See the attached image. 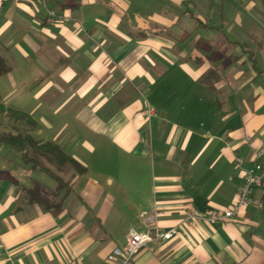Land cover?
I'll list each match as a JSON object with an SVG mask.
<instances>
[{
	"label": "crops",
	"instance_id": "obj_1",
	"mask_svg": "<svg viewBox=\"0 0 264 264\" xmlns=\"http://www.w3.org/2000/svg\"><path fill=\"white\" fill-rule=\"evenodd\" d=\"M0 49L4 112L29 115L37 148L52 143L85 167L49 212L27 190L57 181L10 163L11 145L0 152V264H110L144 228L140 213L159 210L165 229L234 202L264 140V0H0ZM28 77L38 102L9 106V84ZM107 148L118 149L116 175L103 170ZM130 157L136 172L123 173ZM251 196L258 205L183 225L132 264H264V183Z\"/></svg>",
	"mask_w": 264,
	"mask_h": 264
},
{
	"label": "built area",
	"instance_id": "obj_2",
	"mask_svg": "<svg viewBox=\"0 0 264 264\" xmlns=\"http://www.w3.org/2000/svg\"><path fill=\"white\" fill-rule=\"evenodd\" d=\"M255 158L249 167L243 170L242 181L237 188L234 202L223 210L207 209L198 212L192 209L187 212L176 225L168 228H161L157 222L160 211L155 209L151 212L140 213V219L144 228L142 230L130 229L125 235V244L122 247L114 248L108 256L110 264H132L134 256L149 243H161L168 241L180 233L183 225L195 226L197 221L205 220L212 223L219 220L232 219L240 211L247 208L252 202L259 204L258 200L252 199L251 192L254 188L264 183V140L255 149ZM238 163L244 159L237 158Z\"/></svg>",
	"mask_w": 264,
	"mask_h": 264
},
{
	"label": "trees",
	"instance_id": "obj_3",
	"mask_svg": "<svg viewBox=\"0 0 264 264\" xmlns=\"http://www.w3.org/2000/svg\"><path fill=\"white\" fill-rule=\"evenodd\" d=\"M9 66L0 57V74H5L9 70ZM0 108L3 109L4 105L0 101ZM19 118L29 124L32 128L35 126V121L27 114L20 111H13ZM0 142L7 143L12 147L23 152L22 157L29 161L31 166H37L48 172L58 183V188L55 191L46 189L39 183H36L32 188L27 190V196L30 203H37L46 211L57 212L61 210V199H59L60 190L68 186V182L64 181L61 177L50 171L40 157L46 159L50 163L56 165L69 164L75 170V173H83L85 171L84 165L67 155L61 148L52 143H46L43 147L37 148V141L27 132V130H16V133L0 132ZM33 148V149H32ZM33 150L29 155V151Z\"/></svg>",
	"mask_w": 264,
	"mask_h": 264
},
{
	"label": "rangeland",
	"instance_id": "obj_4",
	"mask_svg": "<svg viewBox=\"0 0 264 264\" xmlns=\"http://www.w3.org/2000/svg\"><path fill=\"white\" fill-rule=\"evenodd\" d=\"M1 52L3 53V51L0 49V54H2ZM15 62H16V66H17V67L14 66L16 68L15 71H18V73L22 72L21 60L17 59ZM7 77H8V75H1L0 80L4 82L7 80ZM28 80H29V77H28ZM9 85L11 87V92H12L11 94L13 95L10 99V105L9 106H11V104L15 105V103H17V102L18 103H24L25 102V103H31V104L38 102L37 100H35V99L33 100L30 97V94L33 93V90L35 88V85H33L30 82V80L27 81V80L23 79L22 83L21 82L20 83L17 82L16 84L10 83ZM24 97L25 98L27 97L29 99H23ZM4 111H5L4 109L0 108V132L16 133L17 129L18 130H22V129L27 130V128H31L29 126V124H27L24 121V119L19 118L15 113H12L9 110L7 112H4ZM14 149H16V148H14ZM14 149H12V150H14ZM4 151H5V154H8L10 152V147L8 146V144L1 143L0 144V152H4ZM16 151L18 152V154L14 153V152H13V154H9L10 156L8 158V161L10 163H17V164H22V165H24V164L31 165L28 163L29 161H26L22 156L20 157L18 149H16ZM3 154H1V155H3ZM31 154H32V150L29 151V155H31ZM118 155L119 154H118L117 148H113V149L107 148V150L104 154V158H103V166H104L103 170L106 174H108V175H116L117 174V172L119 170L118 169V165H119L118 160L120 159V157ZM0 159H2V158L0 157ZM42 161H43L44 165L50 171H52L53 173H55L59 177H62V179L66 182H68L70 180L71 175L76 170L73 167H71L69 164L56 165L54 163H50L46 159H42ZM91 161H92L90 164L91 167L95 165V162H97L99 165H101L98 152L96 155L92 156ZM126 162H127V164H125V167H128V169H121L122 172L123 173L136 172V169L133 168V164L135 163V165H136V161L135 162L132 161V157H130L129 161H127V159H126ZM149 167H150V165L146 164L144 161H142V160L138 161L139 173H146L147 170L149 171ZM36 174L38 175V177L41 176V171L35 170L32 173V175H36ZM38 177H36V179H39ZM44 184H46V183H44Z\"/></svg>",
	"mask_w": 264,
	"mask_h": 264
}]
</instances>
